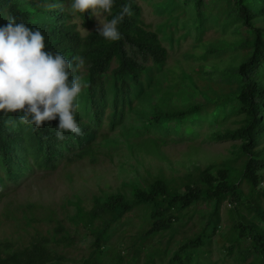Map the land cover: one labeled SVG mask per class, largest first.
I'll return each mask as SVG.
<instances>
[{
	"label": "trees",
	"instance_id": "16d2710c",
	"mask_svg": "<svg viewBox=\"0 0 264 264\" xmlns=\"http://www.w3.org/2000/svg\"><path fill=\"white\" fill-rule=\"evenodd\" d=\"M55 2L59 0H0V25L7 23L4 14L12 13L41 30L46 50L59 51L71 61L72 75H80L88 85L76 113L81 134L64 132V139H57L58 118L37 129L20 123V113L0 112V198L35 170L51 172L60 164L86 157L94 161L100 144L111 140L104 120L113 130L127 112L140 119L146 132L161 136L182 131L192 135L203 124L237 116L238 127L216 130L210 137L237 141L239 162L229 167L230 163L220 162L214 172L210 166L195 165L194 171L170 179L157 176L140 186L131 183L130 197L94 196L89 209L76 204L71 217L74 230L41 204L5 202L0 207V264H107L109 260L111 264H155L156 257H166V264H264V26L253 24L258 18L264 20V0H152L156 10L170 14V21L156 30L145 22L138 0H115L113 15L121 4H131L132 10L119 25L122 39L116 42L96 32L90 10L83 14L82 24L89 33L82 34L66 0H60L63 10L48 7ZM186 7L192 15L182 24L195 29L196 40H201L207 21L221 22L224 31L234 26V33L239 26L248 28L230 46L217 41L209 47L217 55L240 48L241 60L218 77L212 71L200 72L197 80L192 76L197 69L182 68L178 84L161 91L155 74L163 71L168 59L164 41L172 44L187 34L175 37L177 22L171 12L179 10L178 17ZM77 17L82 19V14ZM73 57H82L84 65L77 67ZM177 89L186 91L182 104L173 102ZM224 202L230 207L225 210L228 225L222 228ZM198 204L207 207L203 224L196 227L193 216ZM134 208L142 210L136 231L122 251L112 253L113 237L123 239L133 228L130 219L123 217ZM42 210L48 211L41 217ZM189 222L192 228L181 231ZM79 227L90 241L86 255L73 259L62 249L72 246ZM213 242L223 252L217 261L210 257Z\"/></svg>",
	"mask_w": 264,
	"mask_h": 264
},
{
	"label": "rangeland",
	"instance_id": "374dc122",
	"mask_svg": "<svg viewBox=\"0 0 264 264\" xmlns=\"http://www.w3.org/2000/svg\"><path fill=\"white\" fill-rule=\"evenodd\" d=\"M138 2L142 5L145 22L152 29L156 30L159 24L170 21V14L156 10L151 3L152 0H138ZM68 4L69 0H66V7ZM191 13L192 10L188 7H186L184 15L178 17L179 10L175 9L171 12L172 18H176L177 22L175 37L187 34L180 37L178 42L173 41L172 44L164 41V45L169 51L168 59L163 71L155 74L161 91L168 90L170 87L173 88L178 84V72L182 68L185 70H188L189 67L197 69V72L192 73L193 78L197 80L199 76H202L200 72L212 71L213 77H218L221 71L236 65L241 60L240 48L227 49L217 55L215 54L216 51H210L209 47L217 41L230 46L231 41L241 35H246L249 31L248 28L239 26L238 32L234 33L232 31L234 26H230L224 31L221 22L207 21L206 30L201 36V40H196L195 29L182 24L183 21H190ZM72 18L76 21L81 33L85 34L80 28L79 20ZM94 20L93 27L96 28L97 20L95 17ZM253 22L254 26H264L263 18H258ZM204 53H207L206 58L201 56ZM176 91L178 96L173 98V102L175 104L184 103L183 95L186 91L182 89ZM238 118L237 116H230L226 120H219L211 125L203 124L200 129L196 128V132L192 135L182 131L179 135L170 133L167 136L155 134L153 130L146 132L142 128L140 119L130 112L125 114L122 123L113 130H109L107 121L104 120V131L105 133L108 132L111 140L105 144L104 142L100 144L94 161L90 157H86L69 165L60 164L51 172L35 170L22 179L21 186L17 188L10 186L13 189L9 188V193L0 198V207L5 202L25 203L32 201L41 204L43 209H53L56 217L63 218L65 224L74 230L76 226H74L71 217L75 214L76 204L79 203L89 209L94 204V196L105 193H122L130 197L131 183L140 186L157 176L170 179L171 176H179L194 171L195 165L200 168L210 166L212 172L221 167L220 162L230 163L227 164V167L231 164L237 165L239 161H236L235 151L238 142L216 141L211 139L210 135L216 130L238 127ZM169 125L173 127L174 122H170ZM113 141L115 142L111 145ZM206 207L204 204H198L195 207L193 220L196 227L203 224V213ZM229 207L227 202L222 204V228L228 225L225 210ZM47 211L42 210L41 217L45 216ZM125 217L130 219L133 228L124 234L125 238L123 237V239L113 237L112 253L118 250L122 251L123 247L127 245L126 242L136 231L140 222L142 210L134 208L123 219ZM191 228L192 223L189 222V225L181 231L186 232ZM75 237L76 240L72 246L62 249L67 257L73 259L86 255L90 241L81 227L76 229ZM213 238L215 239V237ZM222 253L219 244L213 242L210 252L211 259L217 261ZM166 262V257L162 259L156 257L155 264H166ZM107 264H111V260ZM217 264L229 263L218 261Z\"/></svg>",
	"mask_w": 264,
	"mask_h": 264
},
{
	"label": "clouds",
	"instance_id": "9594fccd",
	"mask_svg": "<svg viewBox=\"0 0 264 264\" xmlns=\"http://www.w3.org/2000/svg\"><path fill=\"white\" fill-rule=\"evenodd\" d=\"M48 7L63 10L65 5L59 0ZM114 7L115 0H69L66 8L80 19L84 33L89 32L82 27L83 14L90 10L97 20L96 32L106 41L116 42L122 39L119 25L132 15V10L131 4H121L113 15ZM77 14H82V19ZM4 19L7 23L0 25V112L20 113V123L37 129L58 118L57 139H64V132L80 135L76 113L87 83L80 75H72V63L64 55L46 50L39 28L29 27L10 12L4 14ZM73 59L77 67L85 63L82 57Z\"/></svg>",
	"mask_w": 264,
	"mask_h": 264
}]
</instances>
